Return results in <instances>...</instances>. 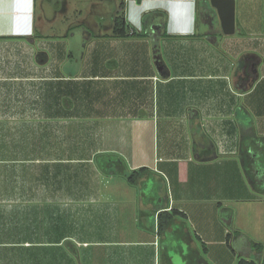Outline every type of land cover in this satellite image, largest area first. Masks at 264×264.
Wrapping results in <instances>:
<instances>
[{"label": "crops", "instance_id": "obj_1", "mask_svg": "<svg viewBox=\"0 0 264 264\" xmlns=\"http://www.w3.org/2000/svg\"><path fill=\"white\" fill-rule=\"evenodd\" d=\"M96 1L0 0V42H41L35 49L25 44L27 55L37 54L39 60L20 68L22 73L12 70L13 77L4 80L25 82L20 93L23 119L29 121L30 85L43 82L46 101L40 93L44 107L35 117L44 121L38 127L43 132L51 128L62 136L66 128L77 130L70 120L93 122L100 127L96 131L123 126L132 137L123 142V173L148 171L136 185L123 177V184L113 181L100 192L95 166L87 172L92 183L83 187L84 173L64 176L55 167L90 166L93 154L114 152L107 144L88 159L38 157L33 149L16 158L15 148L0 146V264H160L161 253L163 264H172L177 244L190 247L182 232L173 235L177 241L170 236L174 216L159 231V212L177 211L188 221L192 215L206 217L202 205L210 200L264 204V188L258 197H239L242 144L252 145L256 138L264 148V133L255 134V126L241 117L252 113L264 122V0H235L232 35L222 32L209 0ZM205 2L215 13L213 28L200 19ZM122 12L124 37L113 34ZM211 30L214 42L208 38ZM13 124H7L11 136ZM148 126L162 137V149L152 160L140 148ZM162 177L169 192L163 200L157 193ZM145 198L152 204L145 206ZM220 204L212 215H218ZM202 221L206 225L196 224L198 239L212 244L220 236L228 244L229 231L218 221L216 228ZM20 248L32 251L30 257L18 258ZM187 252L175 264L191 261ZM231 255L225 248L212 260L224 264Z\"/></svg>", "mask_w": 264, "mask_h": 264}, {"label": "rangeland", "instance_id": "obj_2", "mask_svg": "<svg viewBox=\"0 0 264 264\" xmlns=\"http://www.w3.org/2000/svg\"><path fill=\"white\" fill-rule=\"evenodd\" d=\"M98 2V0L96 1ZM39 19L41 22V26L45 27L44 18L39 15ZM49 26L47 25V28ZM47 30V29H46ZM41 42L34 39H26L23 38L21 40L13 39L9 42H0V125L3 126V128L0 131V146L3 147L5 150H8V147L15 148V157L20 158L24 154V150H31L33 151L32 155L38 156V157H80L82 159H88L91 157V155L97 151L104 144H107L112 151H114L111 155V159L109 161H115L116 155L123 156V142H130L132 139L131 135L127 133L125 130L123 131L122 128H111V129H103V130H95V127L100 128L99 126H95L93 122H86V121H69L68 123L76 126L75 128L77 130H71L69 127L66 128L63 131L62 136H57L54 134V132H51V128L47 129V132H43L38 129L39 125L44 124V121L36 120L35 117L39 116L37 114L38 111L43 110L42 107H44L43 104H39L41 100L43 99L46 101L45 93H43V90L45 92L46 86L43 85V82L40 80H36L32 82V85L30 87L32 88L31 91L33 92V98L32 103H27V108L30 107L31 109V115L32 119L24 120L23 117H25L24 111V99L22 92L24 85V81H8L4 80L7 77H13V73H10L13 71H20L21 69L24 70V68L31 66L35 63L36 60H39V56L36 54L35 56H28L27 50H29V47H27L25 44H29L33 46V49L36 48V45L40 44ZM9 44V45H8ZM35 46V47H34ZM14 54V56H13ZM20 73H16V75H20ZM23 75V74H21ZM33 75V74H32ZM39 74L37 73L36 76ZM27 82V81H26ZM29 85V84H28ZM56 87V86H55ZM53 89V88H52ZM13 91L15 92V96H13ZM42 96V99H39V96ZM241 105L244 106V102L242 100ZM26 108V110H27ZM40 109V110H39ZM246 110V108H245ZM247 111V110H246ZM28 112V111H27ZM254 113H259V108L255 109ZM16 116L15 120L9 119L11 116ZM242 118H245L248 120L249 125L255 126V134L262 135L261 131H264V122L258 121V118L262 116H255L252 113H249V115L242 114ZM35 118V119H34ZM39 119V117H37ZM245 120V121H246ZM260 120V119H259ZM8 123H14L13 125L16 126V134L11 136V132L9 133L7 131V124ZM27 129H25V127ZM31 126V128L29 127ZM78 127L80 128L78 130ZM30 128V129H29ZM42 132V137L41 136ZM155 132V134L153 133ZM257 137V136H256ZM140 139V148H143L148 152L150 155L149 157L153 158V154L160 153L161 144H162V137L160 134L157 133V131H152V128L148 126L144 134H142ZM237 139V138H236ZM239 139V138H238ZM49 145V146H48ZM43 146L44 148L39 147ZM48 146V147H47ZM247 147V148H246ZM245 149L248 151L252 150V147L245 146ZM17 150H21V152H18ZM39 150V151H38ZM44 150V151H43ZM47 150V151H46ZM253 150L256 151V147H253ZM262 149H259L257 152L256 158L253 159V161L246 160V155L242 153L239 154L240 158V164H241V183L240 186V194L239 197L241 199L245 197H250L251 194L258 197L260 195V188H255L252 181V170L257 171L258 175H260V178H257V180L264 181V154L260 153ZM117 151V152H116ZM264 151V150H262ZM41 152V153H38ZM98 154V153H97ZM97 154H93L92 162H94L92 165H75V166H68V167H61L57 166L55 167V172L62 173L64 176L70 175L71 173H84V175L81 178L80 181V187L84 186V183H92L93 178L92 174L91 176L87 173L92 167L95 166L98 175L97 177L100 178L98 183L96 184L97 190L100 192H104V187L107 186L109 183L116 181L118 183L123 184V176L115 175L112 172L113 168H110L112 166H108L102 159H104L102 156L94 158ZM115 154V156H114ZM263 154V155H262ZM256 155V154H255ZM5 156H7V153H5ZM121 156V157H122ZM108 159V158H107ZM105 159V161H108ZM19 167L23 165H18ZM92 166V167H91ZM38 169V168H37ZM102 169V170H101ZM256 169V170H255ZM20 170V169H19ZM250 173V175H249ZM22 174L18 173L17 177L21 178ZM60 175V174H59ZM251 179V181H250ZM168 180V179H167ZM264 184V182H263ZM159 191L161 193V200L164 198L162 196L169 195V192L167 191V183L166 179L162 177L159 180ZM262 186V184L260 185ZM153 195V194H152ZM165 196V197H166ZM153 199L155 196H152ZM257 199V198H255ZM160 200V202H161ZM150 201V202H149ZM119 207L121 212L123 211V201L118 200ZM148 203H151V200H147L145 198L143 204L146 206ZM162 203V202H161ZM220 204L221 209H225L226 213H223L221 209L219 210V213L217 216H214L211 214V211L214 210L217 205ZM205 213L207 214L206 217L198 218V216H188V221H183L180 217L174 216L173 219V228L174 231L170 236L173 238V235L176 234V232L179 233L182 232L183 237L185 238L186 244L190 247L188 250L182 247L181 245H176L178 248L176 250V255L174 260H178V262L182 263L184 260L185 251L189 252L187 255V260H189L191 257V261H186L185 264H215L212 260V256L218 257V251H221L225 248L228 249V253L231 255L228 260H223L224 264H229L231 260H233V264H237L239 260V251L235 249L238 248L237 244L234 243L233 245L235 247H232L230 244H226V237L220 238V236L215 238L214 243L212 244H206L203 240L198 239V234L196 233V224L198 226H204L206 225V222H203L202 220L205 219L209 225H212L213 227H217L216 222L218 221L222 227V230H228L229 234H231L232 231H239L243 236H245L250 241H261L264 242V204L263 203H257V202H242L239 200H212L205 202L203 205ZM193 209V208H189ZM203 210V209H200ZM229 210L231 211V215H233L231 220H229L228 214ZM122 214V213H121ZM171 214V213H170ZM230 215V216H231ZM173 218V216H172ZM201 219V220H199ZM226 219L229 220V225H226ZM203 223H202V222ZM140 222L144 224V219L140 218ZM147 225V223H146ZM178 229V230H177ZM219 229V227H218ZM219 235V231H215V234ZM174 241L175 238H173ZM224 241V245H220L219 241ZM254 239V240H253ZM170 242V239H168ZM254 241V242H255ZM172 242V241H171ZM193 244V248H191V245ZM185 249V250H184ZM187 252V253H188ZM17 257L18 258H26L27 255L29 256L32 251L28 249H17L16 250ZM161 263L163 264L165 255L161 253ZM191 256V257H190ZM30 257V256H29ZM34 259V258H32ZM223 259V258H222ZM227 259V258H224ZM29 260V259H28ZM173 260L172 264H175V261Z\"/></svg>", "mask_w": 264, "mask_h": 264}, {"label": "trees", "instance_id": "obj_3", "mask_svg": "<svg viewBox=\"0 0 264 264\" xmlns=\"http://www.w3.org/2000/svg\"><path fill=\"white\" fill-rule=\"evenodd\" d=\"M214 16H215V13L213 12V10L211 8H208L207 3H206L201 14H200L201 18L200 17L199 18L202 20V22L208 24L210 28H213L214 25H213L212 21H213ZM144 31H145V26L143 27V32ZM214 33H215V30H211L208 33V38H209V41H211V42L215 41ZM113 34H115L117 36H121V37H124L127 34L123 12L119 16H117L115 21H114ZM251 58L253 60L257 59V58H253V57H251ZM262 142H264V140H262ZM251 143H253L252 140H251ZM258 143H259V141L255 138L254 144L247 145V146L252 147V150H249V153L245 149L246 145L242 144V147H241L242 153L244 155H245V153L248 154V155H246L247 161L248 160L253 161V159L256 158L257 154H259L257 152L259 149L264 150V148H261V146H259ZM253 147H256V149H258V150L254 151ZM262 150L260 151V153L264 154V152ZM111 155H112V153H99L94 158L102 156L104 158L102 160L108 166H112L110 168L114 167L111 173H113L115 175L117 174L119 176H123L129 185H136L144 177L143 174H145L148 171L147 168H140L137 170H133V171L129 172L128 174L123 173V167H124L123 158L119 155L115 156V154H114V156L116 157V160L115 161H113V160L109 161L111 159ZM105 159H107L108 161H105ZM252 173H253L252 174L253 175L252 181L250 179L251 183H253L255 188H258V189L260 188V190H262L264 188V184H263L264 181L257 180V178L261 177L260 175H258L257 171L252 170ZM249 175H250V173H249ZM261 184H262V186H260ZM221 211L223 213H226L225 209H221ZM176 213H178V212L174 211L171 214L170 213L168 214L165 212H159L158 217H157V225H158L159 231L164 230V228L167 226V224L171 221L172 216L177 215ZM229 220H231L230 217H229ZM229 220L226 219V225H229ZM227 243L230 244L232 247H235L233 245L234 243L237 244L238 248L235 247V249L239 251V260H238L237 264H264V244L256 243L254 241H250L245 236H243L239 231H236V230L232 231L231 234L227 235Z\"/></svg>", "mask_w": 264, "mask_h": 264}, {"label": "water", "instance_id": "obj_4", "mask_svg": "<svg viewBox=\"0 0 264 264\" xmlns=\"http://www.w3.org/2000/svg\"><path fill=\"white\" fill-rule=\"evenodd\" d=\"M220 21L222 32L232 35L235 31V0H209Z\"/></svg>", "mask_w": 264, "mask_h": 264}, {"label": "built area", "instance_id": "obj_5", "mask_svg": "<svg viewBox=\"0 0 264 264\" xmlns=\"http://www.w3.org/2000/svg\"><path fill=\"white\" fill-rule=\"evenodd\" d=\"M125 1H127V0H125Z\"/></svg>", "mask_w": 264, "mask_h": 264}]
</instances>
